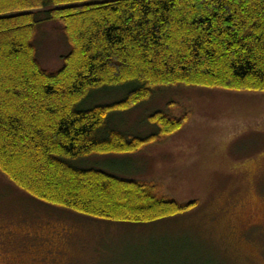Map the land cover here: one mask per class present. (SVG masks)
<instances>
[{
	"label": "trees",
	"instance_id": "obj_1",
	"mask_svg": "<svg viewBox=\"0 0 264 264\" xmlns=\"http://www.w3.org/2000/svg\"><path fill=\"white\" fill-rule=\"evenodd\" d=\"M52 21L70 46L55 71L34 44ZM178 85L264 92V0H0V172L45 204L166 228L198 202L70 161L133 154L181 130L187 113L161 110L147 116L156 127L147 136L109 126L112 113ZM116 87H127L122 99L81 107Z\"/></svg>",
	"mask_w": 264,
	"mask_h": 264
},
{
	"label": "rangeland",
	"instance_id": "obj_2",
	"mask_svg": "<svg viewBox=\"0 0 264 264\" xmlns=\"http://www.w3.org/2000/svg\"><path fill=\"white\" fill-rule=\"evenodd\" d=\"M34 44L49 71L70 50L61 22H42ZM126 88L97 90L81 107L118 101ZM157 110L188 119L136 153L70 163L156 183L170 199L197 201L195 209L145 234L155 223L99 220L45 204L0 172V264H264V226L250 235L239 227L250 217L264 221V92L160 87L129 111L112 113L109 126L147 136L156 131L147 116Z\"/></svg>",
	"mask_w": 264,
	"mask_h": 264
},
{
	"label": "flooded vegetation",
	"instance_id": "obj_3",
	"mask_svg": "<svg viewBox=\"0 0 264 264\" xmlns=\"http://www.w3.org/2000/svg\"><path fill=\"white\" fill-rule=\"evenodd\" d=\"M261 221L260 219H254V217H250L244 220H240L239 221V227H240V231L246 234H251V232H255L258 230L259 227L264 226V221L262 223V225H260L259 221Z\"/></svg>",
	"mask_w": 264,
	"mask_h": 264
},
{
	"label": "crops",
	"instance_id": "obj_4",
	"mask_svg": "<svg viewBox=\"0 0 264 264\" xmlns=\"http://www.w3.org/2000/svg\"><path fill=\"white\" fill-rule=\"evenodd\" d=\"M161 231H163V229H150V230H144L143 232L145 234H152V233H160Z\"/></svg>",
	"mask_w": 264,
	"mask_h": 264
}]
</instances>
